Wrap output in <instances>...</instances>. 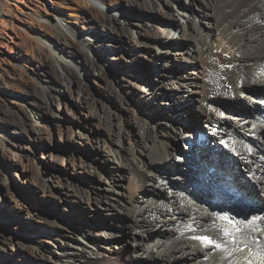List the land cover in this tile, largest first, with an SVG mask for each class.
<instances>
[{"label":"bare ground","instance_id":"obj_1","mask_svg":"<svg viewBox=\"0 0 264 264\" xmlns=\"http://www.w3.org/2000/svg\"><path fill=\"white\" fill-rule=\"evenodd\" d=\"M126 1L122 5L120 0H62L69 11L59 15L63 20L71 17L67 25L41 6L25 12L24 22L40 51L50 55L53 75L38 90L40 99L30 97L26 108L10 120L14 124L11 133L26 129L28 111H41L56 81L59 91L64 90L66 82L76 75V62L87 69L102 65L97 59L104 43L94 39L100 34L99 27L136 32L124 40L137 50L130 56L131 67L144 54L155 57L160 46L167 61L170 54H176L179 63L167 64L163 74L168 86L143 88L140 97L125 90L129 96L121 100L129 106L119 105L120 118H111L107 133L97 141L98 146L102 142L110 147L101 156L104 164L85 160L75 164L77 172L88 171L96 177L89 184L99 194L93 196L89 188L69 177H59L58 189L48 186L43 192L54 204L63 203L68 219L59 222L43 216L42 225H28L19 232L32 231L33 239L25 243H31L40 264H264V0H200L194 14L189 12L192 18L182 23L168 7L182 0ZM6 2L0 0V16L5 14L2 8L6 9ZM106 3L112 6L109 12L101 9ZM131 6L153 12L167 7L164 16H158L163 23L157 30L159 36L150 33L149 23L141 18L126 21L135 27L125 28V21L116 13L128 16ZM83 8L95 17L81 20ZM210 16L218 19L216 33L205 22ZM78 30L84 34L77 39ZM176 30L191 43L182 52L170 53L165 47L179 48V43L171 40L176 38ZM136 74L143 85L151 82L150 76ZM166 89L178 92L176 100L166 97ZM186 92L202 103L193 114H184L183 121L166 106L185 105ZM157 97L163 99L156 103ZM129 101L137 103L140 112ZM203 101H207L205 106ZM156 104H163L159 112ZM39 129L33 130L39 133ZM4 137L0 139V160L7 151ZM205 162L215 168L214 172L203 170L206 178L201 172ZM0 180L4 181L1 173ZM224 183L241 190L249 207V199L256 198L258 208L250 211L239 207L234 196L223 189ZM62 192L69 198L65 200ZM106 213L117 214L121 224H126L121 219L127 213L132 215L133 221L126 224L131 237L122 238L121 231L109 227ZM5 220L0 209V243L6 239ZM96 222L104 225L93 231ZM90 242L97 248L90 247ZM0 264L19 263L7 260L0 252Z\"/></svg>","mask_w":264,"mask_h":264},{"label":"rangeland","instance_id":"obj_2","mask_svg":"<svg viewBox=\"0 0 264 264\" xmlns=\"http://www.w3.org/2000/svg\"><path fill=\"white\" fill-rule=\"evenodd\" d=\"M199 1L182 0L180 4L174 3L172 7L171 4L168 7L182 23L185 18L191 17L189 12L194 14L193 8ZM120 2L122 5L127 3L126 0H120ZM6 3L7 10L2 8L5 14L0 16V139L6 136L4 139L7 146V151L4 154L1 151L4 158L0 160V173L4 177L3 182L0 180V209L6 216L3 223L6 239L0 243V247H4L0 252H3V257L7 260H16L19 264H40V259L38 262V258L33 254L31 243H25V241L33 239L34 236L30 234L32 231L28 230L27 234H22L19 229L28 228V225L37 228L39 224L44 223L43 216H50L59 222L68 219L63 203L54 204L49 199L50 197L43 192L44 189L50 187L52 190H56L58 189V178L65 180L69 177L74 180L75 184L89 188L91 195L99 194V190L89 184L90 181H95L96 177H93L88 171L77 172L75 164L82 160L104 164L101 162V156L103 153L109 152L110 147L102 142L98 146L97 141L100 136L107 133L110 119L117 121L116 118H120L119 105L129 106L128 103L121 100V97L129 96L125 90L140 97L143 94V88L161 89L163 85L168 86V80L163 74L166 72L167 64L179 62H176V54H170L171 60L167 61L164 54L161 53L164 47L160 46L157 47L158 53L155 49V57L152 55L153 53L144 54L137 65L131 67L134 66V63L128 65L130 56L137 50L135 46L132 47L129 42L124 40L136 32L134 31L132 34L128 30L121 29L119 32L115 29L108 30L99 27L100 34L94 39L104 43V49L97 59L102 65L88 66L89 69H87L84 64L76 62L73 66L76 75L66 82L64 90L59 91V83L56 81L53 94L48 98V101L44 102L41 111H28L26 129L18 133H11L9 130L14 124L10 120L17 115L20 109L26 108L27 100L30 97L39 98L38 90L42 89L48 77L53 75L50 55L40 51L38 41L30 33L28 24L24 22L25 12L30 10L29 7L41 6L46 11L53 13L52 16L63 25L68 23L71 17L66 16V20L60 17L59 13L69 11L62 4V0H23V2L7 0ZM101 7L104 11L112 10L109 3L102 4ZM129 9L131 10L130 14L125 17L116 13L118 18L125 21V28L135 27L126 21L142 19L143 22L149 23L150 33L156 32L158 36L160 35L157 30L163 23L159 21L158 16H164L163 12L168 10L167 7H159L157 12L138 6H131ZM79 16H81V20L95 17L94 13L87 12L84 8L79 12ZM205 22L210 23L214 33H216L215 30L219 31V28L216 29L217 26L219 27L216 16H210V19ZM83 32L78 30L75 34L76 38L78 39L84 34ZM174 35H177L176 38L171 40L178 42L179 48L165 47L166 50H169L170 53L184 51L191 43V39L184 37L181 30H176ZM100 69L101 73L99 74ZM136 72L142 73V76H150L151 82L143 85V80L138 79ZM165 95L167 98L176 100L178 92L166 89ZM196 97L192 96L190 92H186L185 105L184 103H173L166 107L175 110L176 115L184 121V114H193L195 107L202 103ZM162 99L157 97L155 102ZM129 102L135 111L140 112L141 108L137 103ZM206 102L203 101L204 106L207 104ZM162 105L156 104L155 109L159 112ZM151 117L152 120L155 118V116ZM186 121L191 123L189 117L186 118ZM202 124L203 122L200 123V127ZM34 127L35 129L36 127L40 128L39 133L33 130ZM55 183L56 186H54ZM223 189L225 192L233 193L230 189ZM62 194L65 200L69 198L66 193L62 192ZM242 199L247 200L246 198ZM256 202L260 203L256 198L254 201L249 199L248 203L252 205L247 210L257 209ZM262 205L264 207V204ZM31 214L32 218L28 216ZM104 217L108 219L109 227H113L117 232L121 231L120 237H131V231L126 224L133 221L132 215L127 213L125 219H121L126 224L120 223L117 214L107 215L106 213ZM103 225L102 222H96L92 224L91 229L95 231L97 226ZM44 236L49 239L46 234ZM57 238L58 241L63 240V237L59 235ZM89 245L95 247L91 242ZM11 246L22 247V250L16 251V249H11ZM41 252L48 254L44 248H41Z\"/></svg>","mask_w":264,"mask_h":264},{"label":"snow or ice","instance_id":"obj_3","mask_svg":"<svg viewBox=\"0 0 264 264\" xmlns=\"http://www.w3.org/2000/svg\"><path fill=\"white\" fill-rule=\"evenodd\" d=\"M198 239H202L204 241H206L207 243H214V241L210 240L209 238L207 237H199ZM217 247H220V245H216Z\"/></svg>","mask_w":264,"mask_h":264}]
</instances>
